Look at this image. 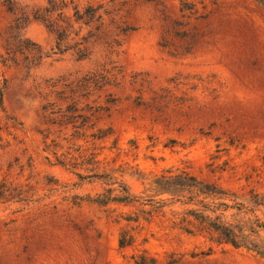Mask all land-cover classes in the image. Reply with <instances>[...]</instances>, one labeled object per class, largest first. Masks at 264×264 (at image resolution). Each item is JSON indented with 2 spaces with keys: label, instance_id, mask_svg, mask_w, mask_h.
Masks as SVG:
<instances>
[{
  "label": "rangeland",
  "instance_id": "1",
  "mask_svg": "<svg viewBox=\"0 0 264 264\" xmlns=\"http://www.w3.org/2000/svg\"><path fill=\"white\" fill-rule=\"evenodd\" d=\"M63 1L71 17L70 0ZM73 2L80 10L99 7L101 21H58V51L56 34L42 22L14 28L16 18L44 9L47 0H0V55L8 57L18 40L47 55L32 66L31 51L17 50L16 64L3 69L8 83L0 108V179L11 164L8 178L22 185L29 202L0 204V264H133L130 257L143 251L159 264H264V257L246 249L171 229V211L189 207L150 190L163 171L186 170L235 195L214 201L233 207L225 213L228 224L264 223V8L253 0L206 1L187 17L179 0ZM108 69L117 76L115 84L72 97L78 108H108L93 116V129L79 137L70 127L52 124L58 118L50 112L58 107H42L56 99L40 97L46 80L71 81ZM70 102L60 104L64 109ZM5 115L19 124L17 130L5 129ZM107 128L113 134L106 140L89 136ZM78 147L99 154L95 174L125 172L131 192L147 200L145 209L167 201L148 222L139 215V223L128 225L137 227L133 246H118L127 228L120 217L139 212L88 202L87 196L107 188L104 181L80 180L76 173H93L57 165L77 157ZM133 169L142 178L130 176ZM259 236L264 240V231Z\"/></svg>",
  "mask_w": 264,
  "mask_h": 264
},
{
  "label": "trees",
  "instance_id": "2",
  "mask_svg": "<svg viewBox=\"0 0 264 264\" xmlns=\"http://www.w3.org/2000/svg\"><path fill=\"white\" fill-rule=\"evenodd\" d=\"M206 1L215 2L217 0H179L183 16L188 14L187 17L194 16L198 13V5L205 7ZM257 4L264 8V0H253ZM48 6L42 10H36L29 15L22 14L15 19L16 30L20 29V26L27 23L29 20L40 21L56 34L57 50L59 51L60 43L63 41V27L58 24V21L63 22L66 26H69L71 18L75 23L84 22L85 25H89L92 22L101 21V14H98L99 7L86 6L83 10H80L77 5L70 0L69 4L72 5L73 15L68 16V3L63 0H47ZM10 11L11 8H9ZM185 12V13H184ZM56 13V17L53 15ZM198 18V17H197ZM31 51L30 64L32 66H38L45 55L35 44L18 40L14 45V49L7 50V56L0 55V108L3 109V95L7 88L8 79L5 77L3 69L8 67V63L16 64V57L14 54L17 50ZM85 49L79 50V59L84 58L85 54H81ZM120 73V72H119ZM117 76L111 74L110 69L105 71V74L88 72L79 79H73L69 81L65 78H58L55 80H46L44 82V93H40V97L47 101L52 95L56 99L55 102L47 101L42 109L47 111L52 110L54 106L58 107L56 111L50 112V114H57V120L52 124H58L65 128L70 127L73 130V134L83 136L88 129H93L94 124L91 123V119L95 114L101 111H106L107 107H91L85 104L83 107H76V103L72 101V97L78 94L79 97H87L92 90H100L101 88L115 84ZM70 100L64 109L61 106V102ZM139 105L142 102H137ZM10 123V124H9ZM19 124L15 123L11 118L5 115V129L17 130ZM2 127L0 126V133ZM113 132L110 128L97 129L96 132L91 133L89 136L92 140L103 141L106 140ZM85 136V135H84ZM0 141L2 138L0 136ZM116 147V139L113 140L112 146ZM95 148L89 154L83 153L81 147H78V156L69 157L64 160H57V165L63 168L70 167L84 169L92 175L83 176L80 173H76L78 179L82 180L88 177L98 178L100 181H104L103 184L107 188L103 189V192L95 195V197L87 196V201L100 207H108L111 205H123L132 206L139 214L134 217L127 215L120 217L122 221L127 222V228L121 230L118 238V246L120 249L131 247L136 242L135 227H128L130 223H139L140 216L144 222H148L152 212H159L166 205L167 201L159 200L160 207L152 206L149 210L145 209L146 199L134 195L128 184L124 181L122 176L125 174L122 170L110 169L109 173L95 174L94 172L100 168L102 162L98 160V153L94 152ZM18 162L17 159H15ZM21 168V166H19ZM11 169V164L7 166L6 172L0 179V204H8L12 202H24L26 205L29 202L28 198H23L26 193L22 189V185L9 180L8 172ZM132 169V168H131ZM118 175V176H117ZM130 176L142 178L141 172L137 169H133ZM150 190L156 195H168L170 198L167 200L172 203H179L182 206H188L183 212L171 211V229H175L182 234L189 236H201L206 238L213 244L229 245L234 249H246L254 254L264 257V240L260 238L259 232L264 231V223L258 219L255 220L252 227L247 228L246 225L232 226L225 221L226 211L232 209V206L224 202L215 203L214 201L223 199L224 197H235L234 194H230L223 190L221 187L215 184H209L203 180L198 179L196 176L190 174L186 170L168 169L163 171L162 174L155 176L150 183ZM77 198V197H76ZM209 199L210 202L206 200ZM197 207V209L192 208ZM239 210V209H237ZM119 223V221H116ZM254 236V238H252ZM133 264H159L157 259L148 255L145 251L137 256H131ZM130 264V263H128Z\"/></svg>",
  "mask_w": 264,
  "mask_h": 264
}]
</instances>
